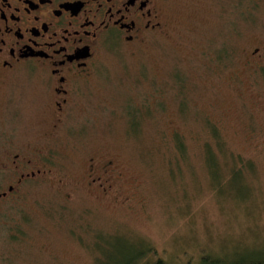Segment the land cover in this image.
<instances>
[{
    "label": "rangeland",
    "instance_id": "1",
    "mask_svg": "<svg viewBox=\"0 0 264 264\" xmlns=\"http://www.w3.org/2000/svg\"><path fill=\"white\" fill-rule=\"evenodd\" d=\"M165 10L168 33L135 56H101L59 123L29 94L17 117L1 102L0 195L14 154L42 150L46 173L0 199V264H123L145 246L199 264L264 250V0Z\"/></svg>",
    "mask_w": 264,
    "mask_h": 264
},
{
    "label": "flooded vegetation",
    "instance_id": "2",
    "mask_svg": "<svg viewBox=\"0 0 264 264\" xmlns=\"http://www.w3.org/2000/svg\"><path fill=\"white\" fill-rule=\"evenodd\" d=\"M165 2L0 0L2 117H17L19 103L29 94V104L39 108L41 116L59 123L70 115L71 104L94 81L101 56H135L168 33ZM263 62L258 60L259 66H264ZM52 128L55 131L58 124L53 123ZM30 148L29 156L13 155L9 165L16 179L0 199H7L20 186L46 173L42 170L43 151L37 149L35 155L40 160L34 161ZM110 164L102 166V173L109 175L105 178L107 186L113 185L109 182L117 174ZM95 168L92 166L91 176ZM102 178L96 177L93 182L103 187Z\"/></svg>",
    "mask_w": 264,
    "mask_h": 264
},
{
    "label": "trees",
    "instance_id": "3",
    "mask_svg": "<svg viewBox=\"0 0 264 264\" xmlns=\"http://www.w3.org/2000/svg\"><path fill=\"white\" fill-rule=\"evenodd\" d=\"M146 249V250H144ZM149 254L153 257L147 259ZM123 264H169L157 256L156 251L146 246L138 251H135L131 257L123 260ZM199 264H264V250L256 254L247 256H234L233 258H219L210 255L203 256Z\"/></svg>",
    "mask_w": 264,
    "mask_h": 264
}]
</instances>
